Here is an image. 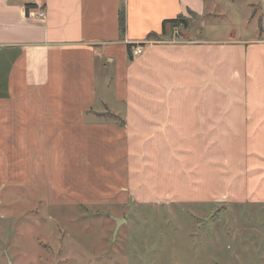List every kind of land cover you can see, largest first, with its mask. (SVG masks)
Returning a JSON list of instances; mask_svg holds the SVG:
<instances>
[{
    "label": "crops",
    "instance_id": "0c3cea01",
    "mask_svg": "<svg viewBox=\"0 0 264 264\" xmlns=\"http://www.w3.org/2000/svg\"><path fill=\"white\" fill-rule=\"evenodd\" d=\"M120 3L0 0V193L123 201L156 140L185 175L174 200L264 204V28L192 36L210 0H123L121 40Z\"/></svg>",
    "mask_w": 264,
    "mask_h": 264
},
{
    "label": "rangeland",
    "instance_id": "374dc122",
    "mask_svg": "<svg viewBox=\"0 0 264 264\" xmlns=\"http://www.w3.org/2000/svg\"><path fill=\"white\" fill-rule=\"evenodd\" d=\"M214 2L192 36L250 38L264 28V0ZM183 29L174 26L171 37L180 39ZM155 142L145 152V183L123 201L85 204L70 193L71 199L51 200L45 186L5 189L0 264H264V204L226 202L221 209L224 201L174 200L176 190L184 196L185 175L174 173L171 153L158 159L166 144Z\"/></svg>",
    "mask_w": 264,
    "mask_h": 264
},
{
    "label": "trees",
    "instance_id": "16d2710c",
    "mask_svg": "<svg viewBox=\"0 0 264 264\" xmlns=\"http://www.w3.org/2000/svg\"><path fill=\"white\" fill-rule=\"evenodd\" d=\"M166 24H170L172 27L178 26L180 24L183 25V27L187 26V20L184 16L179 14L176 18L165 20L163 21V30ZM118 31H119V39H123L124 32H125V10H124V3L123 0H121V3L118 8ZM154 35H150L149 37H153ZM155 39L159 40L157 36H155ZM135 46V44H126V52L128 59L132 56V48ZM111 115L110 113H107ZM112 117L116 118V115L112 114Z\"/></svg>",
    "mask_w": 264,
    "mask_h": 264
},
{
    "label": "built area",
    "instance_id": "2783aa9c",
    "mask_svg": "<svg viewBox=\"0 0 264 264\" xmlns=\"http://www.w3.org/2000/svg\"><path fill=\"white\" fill-rule=\"evenodd\" d=\"M38 16H39L40 18H44V12H43V10H40V11L38 12ZM172 34L177 35V31H174V33H172ZM175 35H172L173 38H174ZM173 38H172V39H173ZM173 40H175V39H173ZM141 51H142V47H140V46L138 45V46H136V47L134 48L133 53H134V54H140Z\"/></svg>",
    "mask_w": 264,
    "mask_h": 264
},
{
    "label": "water",
    "instance_id": "95a60500",
    "mask_svg": "<svg viewBox=\"0 0 264 264\" xmlns=\"http://www.w3.org/2000/svg\"><path fill=\"white\" fill-rule=\"evenodd\" d=\"M222 207H225L224 205ZM120 221V219H117V224ZM7 264H11L10 262H8Z\"/></svg>",
    "mask_w": 264,
    "mask_h": 264
}]
</instances>
